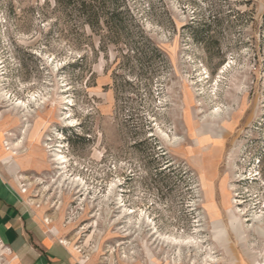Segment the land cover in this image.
Here are the masks:
<instances>
[{
  "label": "rangeland",
  "instance_id": "obj_1",
  "mask_svg": "<svg viewBox=\"0 0 264 264\" xmlns=\"http://www.w3.org/2000/svg\"><path fill=\"white\" fill-rule=\"evenodd\" d=\"M116 10L0 0V170L83 264H264V0Z\"/></svg>",
  "mask_w": 264,
  "mask_h": 264
},
{
  "label": "crops",
  "instance_id": "obj_2",
  "mask_svg": "<svg viewBox=\"0 0 264 264\" xmlns=\"http://www.w3.org/2000/svg\"><path fill=\"white\" fill-rule=\"evenodd\" d=\"M0 242L14 264H83L37 217L17 186L0 170Z\"/></svg>",
  "mask_w": 264,
  "mask_h": 264
},
{
  "label": "trees",
  "instance_id": "obj_3",
  "mask_svg": "<svg viewBox=\"0 0 264 264\" xmlns=\"http://www.w3.org/2000/svg\"><path fill=\"white\" fill-rule=\"evenodd\" d=\"M56 4L70 11H77L86 18V23L91 27H99L105 22L108 35L111 38L127 34L129 23L127 22L126 11H114L106 13L104 6L107 0H55Z\"/></svg>",
  "mask_w": 264,
  "mask_h": 264
},
{
  "label": "bare ground",
  "instance_id": "obj_4",
  "mask_svg": "<svg viewBox=\"0 0 264 264\" xmlns=\"http://www.w3.org/2000/svg\"><path fill=\"white\" fill-rule=\"evenodd\" d=\"M245 215V214H244ZM256 217V216H255ZM252 218H253V216H252ZM259 218V217H258ZM255 219H257V218H255ZM250 221V220H249ZM257 221H260V218H259V220H257ZM253 222V221H252ZM63 243H67L66 241H64Z\"/></svg>",
  "mask_w": 264,
  "mask_h": 264
}]
</instances>
